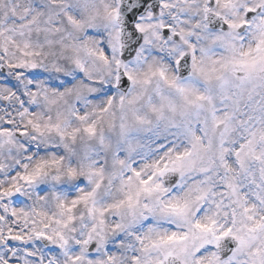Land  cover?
I'll list each match as a JSON object with an SVG mask.
<instances>
[{
	"label": "snow or ice",
	"instance_id": "obj_1",
	"mask_svg": "<svg viewBox=\"0 0 264 264\" xmlns=\"http://www.w3.org/2000/svg\"><path fill=\"white\" fill-rule=\"evenodd\" d=\"M0 264H264V0H0Z\"/></svg>",
	"mask_w": 264,
	"mask_h": 264
}]
</instances>
